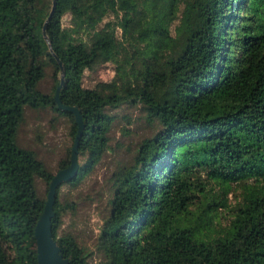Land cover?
<instances>
[{
  "label": "trees",
  "instance_id": "1",
  "mask_svg": "<svg viewBox=\"0 0 264 264\" xmlns=\"http://www.w3.org/2000/svg\"><path fill=\"white\" fill-rule=\"evenodd\" d=\"M191 1L173 0L161 31L144 40L140 31L157 17L144 0H75L78 9H68L61 41L85 42L86 68L114 64L109 79L95 82L101 98L93 118L82 117L77 171L55 189L51 232L70 264H264V0H206L198 61L177 72L178 23L174 34L169 24ZM50 6L51 0H0V264H38L34 225L46 193L37 192L35 178L47 192L54 174L18 143L6 116L9 98H17L16 124L24 107H51L67 116L73 138L77 128L73 112L53 97L59 66L42 34ZM62 12L56 0L46 31ZM97 32L109 38L107 50L94 40ZM52 47L65 64L66 54ZM46 64L55 78L51 91L38 86ZM178 84L184 104L176 102ZM65 86L59 97L69 103ZM119 106H136L148 131L112 169L95 244L101 257L92 261L72 233H59L72 206L60 189L75 186L111 147L112 109ZM70 147L59 168L69 163ZM219 207L230 212L224 223L213 219Z\"/></svg>",
  "mask_w": 264,
  "mask_h": 264
},
{
  "label": "rangeland",
  "instance_id": "2",
  "mask_svg": "<svg viewBox=\"0 0 264 264\" xmlns=\"http://www.w3.org/2000/svg\"><path fill=\"white\" fill-rule=\"evenodd\" d=\"M172 2L173 0H144L148 9L157 11V17L151 28L140 31V39L144 40L161 31L163 17L170 13ZM205 2L206 0H192L185 4L182 10V5H180L178 11L180 19L177 15L178 17L176 16L169 24L170 32L174 34L175 25L178 23L179 52L172 59L173 67L177 72L185 71L198 61L202 39L198 27ZM57 6L63 11L61 17L59 20L53 21L52 26L46 31L49 41L44 36L43 38L49 51L50 47L53 49V44L66 54L63 82L59 89L66 84L63 89L65 99L82 110V117L85 121H89L93 118L94 108L101 98L95 88V82L99 79H109L114 73V64L109 60L94 68L85 67L84 60L88 55L85 42L73 43L60 39V27L70 24L68 9H78V6L75 0H57ZM109 17L111 15L105 16L104 20ZM117 29V33H119L120 28ZM94 40L101 43L104 50L108 49L109 38L103 32H97L94 35ZM37 49L40 51L39 45H37ZM37 72L38 63L35 62L33 73L37 74ZM56 77V83H58L61 78L59 69ZM54 80L52 67L46 64L38 86L42 90L51 91ZM175 98L178 104L185 103L180 84L176 86ZM9 99L11 109L6 116L11 127H16L18 143L33 148L46 166L55 173L59 168L60 160L66 155L67 147L73 143V137L69 132V119L51 107H24L23 119L16 124L17 98L11 96ZM112 110L117 113V116L109 129V145L111 147L101 154L93 167L75 186L64 183L60 189V197L64 200H70L72 206L62 215L59 233H72L81 245L91 250L90 259L92 261H97L101 257V252L95 244L99 225L107 213V188L112 169L119 160H126L131 156L139 137L148 131L143 121L136 118L139 112L136 106H119ZM35 183L37 192L40 195L45 194V182L36 177ZM235 186V191L230 190L228 192V199L231 203L237 199L238 195L235 193L240 190L238 182ZM217 211V215H214L213 218L215 221L219 220L222 223L228 221L229 209L219 207Z\"/></svg>",
  "mask_w": 264,
  "mask_h": 264
},
{
  "label": "water",
  "instance_id": "3",
  "mask_svg": "<svg viewBox=\"0 0 264 264\" xmlns=\"http://www.w3.org/2000/svg\"><path fill=\"white\" fill-rule=\"evenodd\" d=\"M55 4L56 0H51L49 12L46 18L44 19L42 25V34L47 41L49 40L46 34V22L50 18L55 8ZM50 51L58 63L61 74L60 81L56 84L53 97L59 107L68 109L73 112L74 118L77 122V128L73 138V143L70 147L69 163L63 167L58 168L56 172L52 175L48 183V189L46 192L44 205L34 225L35 248L38 264H70L68 258L62 255L60 251V246L56 243L52 236L50 217L52 215V204L55 197V189L57 184L64 179L70 178L77 171L78 141L84 123L81 110L74 104L63 102L59 97V87L63 82L64 63L59 57V55L51 47Z\"/></svg>",
  "mask_w": 264,
  "mask_h": 264
}]
</instances>
